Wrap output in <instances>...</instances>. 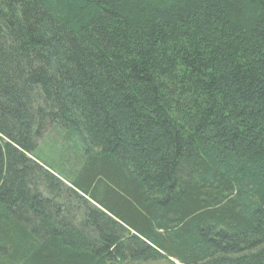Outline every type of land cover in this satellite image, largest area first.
I'll return each mask as SVG.
<instances>
[{
  "label": "trees",
  "instance_id": "16d2710c",
  "mask_svg": "<svg viewBox=\"0 0 264 264\" xmlns=\"http://www.w3.org/2000/svg\"><path fill=\"white\" fill-rule=\"evenodd\" d=\"M163 258L264 264V0H0V264Z\"/></svg>",
  "mask_w": 264,
  "mask_h": 264
},
{
  "label": "rangeland",
  "instance_id": "374dc122",
  "mask_svg": "<svg viewBox=\"0 0 264 264\" xmlns=\"http://www.w3.org/2000/svg\"><path fill=\"white\" fill-rule=\"evenodd\" d=\"M57 143V144H56ZM39 150L36 151V157L42 163L49 166L54 165L52 159L58 160L61 153L66 154V151H63L61 138L58 136V141L51 136V134L46 135L44 139L39 140ZM57 168H55L56 170ZM58 171V170H57ZM154 264H184L178 259L175 258H163L153 262Z\"/></svg>",
  "mask_w": 264,
  "mask_h": 264
},
{
  "label": "bare ground",
  "instance_id": "6f19581e",
  "mask_svg": "<svg viewBox=\"0 0 264 264\" xmlns=\"http://www.w3.org/2000/svg\"><path fill=\"white\" fill-rule=\"evenodd\" d=\"M38 150H39V147H38V149H37L36 151H38ZM36 151H35L34 154H36ZM28 156H29L31 159L36 160V161L39 162L40 164H43L41 161L38 160L37 157H35V156H33V155H30V154H28ZM112 262H114V261H112ZM112 262H110V263H112ZM110 263H109V264H110ZM115 263H117V262H115ZM142 263H152V262H142Z\"/></svg>",
  "mask_w": 264,
  "mask_h": 264
},
{
  "label": "water",
  "instance_id": "95a60500",
  "mask_svg": "<svg viewBox=\"0 0 264 264\" xmlns=\"http://www.w3.org/2000/svg\"><path fill=\"white\" fill-rule=\"evenodd\" d=\"M110 264H119V263L112 262ZM129 264H154V263H129Z\"/></svg>",
  "mask_w": 264,
  "mask_h": 264
},
{
  "label": "flooded vegetation",
  "instance_id": "af4514ba",
  "mask_svg": "<svg viewBox=\"0 0 264 264\" xmlns=\"http://www.w3.org/2000/svg\"><path fill=\"white\" fill-rule=\"evenodd\" d=\"M153 263V262H152Z\"/></svg>",
  "mask_w": 264,
  "mask_h": 264
}]
</instances>
